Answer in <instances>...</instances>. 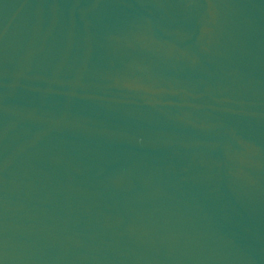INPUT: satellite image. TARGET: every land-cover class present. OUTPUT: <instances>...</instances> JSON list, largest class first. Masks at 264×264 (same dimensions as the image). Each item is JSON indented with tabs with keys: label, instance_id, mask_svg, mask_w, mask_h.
<instances>
[{
	"label": "water",
	"instance_id": "1",
	"mask_svg": "<svg viewBox=\"0 0 264 264\" xmlns=\"http://www.w3.org/2000/svg\"><path fill=\"white\" fill-rule=\"evenodd\" d=\"M0 264H264V0H0Z\"/></svg>",
	"mask_w": 264,
	"mask_h": 264
}]
</instances>
